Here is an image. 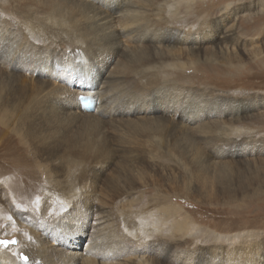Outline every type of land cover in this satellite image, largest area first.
<instances>
[{
	"label": "bare ground",
	"instance_id": "bare-ground-1",
	"mask_svg": "<svg viewBox=\"0 0 264 264\" xmlns=\"http://www.w3.org/2000/svg\"><path fill=\"white\" fill-rule=\"evenodd\" d=\"M193 2L0 1L10 15L0 16V124L29 143L33 164L47 176L43 196L27 203L29 210H11L12 223L5 226L13 230L4 228L0 236L14 243L0 246V264H264V241L242 242L234 250L215 247L219 253L212 248L197 262L176 236L164 240L152 225H142L154 213L149 207L143 214L134 208L135 190L148 185L161 193L154 207L159 218L169 200L160 191L178 198L192 192L196 201L204 194L238 198L228 181L232 162L215 156H237L234 163L264 175L259 171L264 158L248 159L264 156L263 140L236 141L221 121L262 115L264 99L234 104L183 80L185 66L195 68L201 49L209 53L215 48L222 60L235 56L236 47L246 55L260 49L251 44L246 49L234 33V21L245 7L224 3L213 18L207 17L211 22L202 23L198 16L188 25L186 16L179 17L180 6ZM203 3L206 9L209 1ZM246 8L258 14L264 0ZM22 75L25 87H17ZM79 95L92 99V111L82 110ZM111 123L120 155H98L103 150L95 139L76 136L80 129ZM150 157L175 164L177 170L186 161L191 182L188 174L170 171L173 167L155 172ZM2 172L9 169L0 163ZM4 180L0 201L11 209L20 204Z\"/></svg>",
	"mask_w": 264,
	"mask_h": 264
},
{
	"label": "rangeland",
	"instance_id": "rangeland-1",
	"mask_svg": "<svg viewBox=\"0 0 264 264\" xmlns=\"http://www.w3.org/2000/svg\"><path fill=\"white\" fill-rule=\"evenodd\" d=\"M201 1L203 0H199V2L195 0L192 5L186 6L184 4L180 6L181 11L179 10V17L186 16L188 18V25L195 24L193 20L198 16L202 23L204 21L211 22L207 17L211 15L213 18L214 15L221 10V5L224 3H227L228 8L241 4L245 8L242 10L241 14L237 16V20L234 21V33L236 34V38H240L245 43L246 49L250 48V44L253 47L259 46L260 49L254 54L246 55V51L243 52L240 48L236 47V55H229L223 60L217 57L215 48H212L209 53L201 49L197 52L195 68H186L185 66L183 72L184 83H186V85L189 84L188 86L194 89L211 91L216 94V96L221 95L220 97L222 98L220 99L234 104H236L235 101L239 102L240 100L248 101L261 97L264 99V10L258 14L257 12H249V10H247L246 5L255 0H204L203 2L206 3L209 1L206 9L201 6L204 4ZM4 9L6 11H4ZM4 9L2 10L0 8V16L9 15L7 11L8 6H5ZM212 25L217 27L214 21H212ZM230 56H233V58L229 59ZM187 76H191L192 79ZM24 79L25 77L22 75L16 80L15 85L17 87H21V85L25 87L23 82ZM21 89L23 90L24 88ZM230 98L237 99L231 100ZM227 120L229 119L221 121L223 128L227 129L229 137H233L236 141L251 138L256 141L263 140L262 142H264V112L258 117H245L244 120L234 121L232 123H227ZM114 125L115 124L111 123L107 124V126L100 125L89 127L90 129H80V131H78L79 133H77L79 136H76L79 139L88 138L93 141L95 139L96 144L103 150V153L99 151L98 155H120L118 154L120 151L116 150L113 141L112 133ZM102 129L104 131L106 130V132ZM235 144L236 143H234V146ZM31 153L32 150L30 145L24 138L17 136L16 133L11 132L7 127L0 124V163H3V166L9 169L8 173L2 172L0 179L1 181L5 179L4 182L8 183L5 185L11 188V190H9L10 197L14 196L13 201L16 200L20 204L14 205L9 209L0 201V233L3 232L4 228L6 231L13 230L12 226H5L7 222L11 221L12 223L10 216L12 209H21V211L26 209L29 210L27 203H33L36 200L34 199L35 197L40 199L43 196L42 187L44 179H46L47 176L43 173L42 167L38 166L36 163L33 164L31 157L33 154ZM208 153L209 150H207L206 154ZM39 155L43 154L39 152ZM204 157L208 158L207 155H204ZM257 158H264V156L258 153L250 156L248 159L255 160ZM149 159V162H151L150 168L153 170L155 169V172H159L161 169H163L162 171H168L173 167L174 169H170V171H181L186 176L188 174L189 179L187 181L191 182L190 178H193V173L186 161H184L183 166L177 170L175 164L168 162L162 164L160 161L154 160L153 157ZM214 159L232 162L230 164L228 163L230 166L227 165V168L233 171L228 181L233 186L232 190L235 192L237 191L238 198L227 199V197H221L222 195L207 196L204 194L196 198L199 199L196 201L193 198L192 192H189L184 198H178L171 191H160L162 192L163 198L166 197L167 199L169 195V200L164 202V209L166 211L164 212V217L162 216V218H159L160 214L157 212L155 213L154 207L161 193L159 194L155 185L137 188L134 192L137 199L134 208L138 213L143 214L142 211H145V208L148 207L150 212H154L152 215H149L150 217L140 216L142 218L145 217L141 220L142 225H152V229L156 232L158 231V237L164 240H172L173 237L176 236V239L183 245L184 251L193 252L197 255V259L195 260L197 262L203 260L202 258H198V256L200 257L210 252L209 250H212V248L214 252H218L215 250H223V248L234 250L238 248L242 242L261 243L264 241V175H255L253 171L248 172V169L243 165L241 166V164L234 163V161L240 159L237 156H215ZM16 164H18L19 167H17ZM17 168L18 170L30 171L22 174L19 171L17 172ZM249 168H253V166H249ZM263 170L264 167L259 168V171L262 173L264 172ZM12 172H14L15 175H13ZM4 175L7 178L3 177ZM238 182L240 183L238 184ZM243 185L245 191L241 189ZM242 190L245 193L239 195ZM150 200L156 202L154 203ZM169 203L172 204H170L171 207ZM140 211L142 213H140ZM151 235V240H153L155 236L153 234ZM3 239L5 240V237L0 236V240ZM215 247H219L220 249ZM213 251H211L212 254Z\"/></svg>",
	"mask_w": 264,
	"mask_h": 264
},
{
	"label": "snow or ice",
	"instance_id": "snow-or-ice-1",
	"mask_svg": "<svg viewBox=\"0 0 264 264\" xmlns=\"http://www.w3.org/2000/svg\"><path fill=\"white\" fill-rule=\"evenodd\" d=\"M79 99L83 100L84 97H80ZM9 243H14V241L10 242V241H7V240H0V246L7 247L9 245ZM22 259L27 261V257H22Z\"/></svg>",
	"mask_w": 264,
	"mask_h": 264
}]
</instances>
